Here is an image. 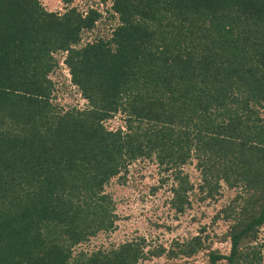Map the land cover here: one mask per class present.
I'll list each match as a JSON object with an SVG mask.
<instances>
[{"label": "trees", "instance_id": "1", "mask_svg": "<svg viewBox=\"0 0 264 264\" xmlns=\"http://www.w3.org/2000/svg\"><path fill=\"white\" fill-rule=\"evenodd\" d=\"M61 1L0 0V264H262L264 0H94L105 10L85 13ZM140 158L172 177L176 213L224 184L225 229L88 249L117 217L105 186Z\"/></svg>", "mask_w": 264, "mask_h": 264}, {"label": "rangeland", "instance_id": "2", "mask_svg": "<svg viewBox=\"0 0 264 264\" xmlns=\"http://www.w3.org/2000/svg\"><path fill=\"white\" fill-rule=\"evenodd\" d=\"M47 10L62 11L64 4L61 0H40ZM73 0L70 5H76L80 10L86 6H96L105 10L102 4L96 5L94 0ZM94 1V2H93ZM110 3V2H109ZM108 3V4H109ZM106 19V18H105ZM116 20L114 19V22ZM101 22V21H99ZM106 22L102 21V24ZM97 24L98 31L105 33V26ZM108 26V24H106ZM54 78L51 74L49 75ZM55 102L64 103L70 97L67 90H59ZM114 125H122L121 118L115 119ZM113 125V126H114ZM195 160L189 161L182 168L194 184L199 180L194 167ZM172 177L155 160L140 158L132 162L122 181L113 178L106 186L113 201L116 220L114 228L105 235H98L96 242L92 241L86 247L110 246L137 236H144L149 246L163 244L167 246L173 239H182L200 231L202 226L211 234L220 233L225 229L222 218H215L219 207L232 196L233 192L224 184L220 188L217 199H198L196 190L190 194V206L183 213H176L169 206L171 199L170 187ZM259 239H264V225L260 228ZM96 244V245H95ZM218 241L214 246L220 245ZM202 254L193 259H166L165 257H151L142 259L139 264H203ZM264 264V258L263 262Z\"/></svg>", "mask_w": 264, "mask_h": 264}, {"label": "built area", "instance_id": "3", "mask_svg": "<svg viewBox=\"0 0 264 264\" xmlns=\"http://www.w3.org/2000/svg\"><path fill=\"white\" fill-rule=\"evenodd\" d=\"M82 10H83V13H85V9H82ZM98 10H100V9H98ZM66 54H67V50H59V51L54 52V55L59 59V64L62 67V69H61L62 74L64 75L66 81L70 83V73H69L68 68L65 65V62H64ZM75 95H77V94H75ZM77 98L79 100L78 106L83 107L86 104V100L79 93L77 95Z\"/></svg>", "mask_w": 264, "mask_h": 264}]
</instances>
